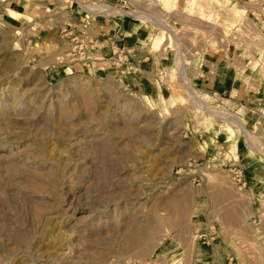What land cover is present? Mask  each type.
I'll return each mask as SVG.
<instances>
[{"label":"rangeland","instance_id":"374dc122","mask_svg":"<svg viewBox=\"0 0 264 264\" xmlns=\"http://www.w3.org/2000/svg\"><path fill=\"white\" fill-rule=\"evenodd\" d=\"M46 1L0 12V264H264V194L233 147L240 124L264 152V0H121L150 16L140 73L66 64L54 24L82 10ZM216 58L221 101L200 81Z\"/></svg>","mask_w":264,"mask_h":264},{"label":"built area","instance_id":"2783aa9c","mask_svg":"<svg viewBox=\"0 0 264 264\" xmlns=\"http://www.w3.org/2000/svg\"><path fill=\"white\" fill-rule=\"evenodd\" d=\"M73 2L82 12L77 14L72 10L70 15L64 14L65 16L55 21L54 24L55 27L59 28L61 40H65L62 57H64L65 60L63 59V61L66 64L73 65L94 58L102 63H109V67L118 72L140 73L144 70L146 61L139 54L141 44H127L125 36L119 33L117 29L112 33L102 34L97 28L99 23H104L108 19L122 20L124 18H134L132 20L140 27L134 16L119 10L122 6L121 0L114 3L104 0H90L87 3H83L81 0H73ZM42 4L41 7L45 13L52 12L47 1L46 3L42 2ZM84 4L86 5L84 6ZM88 4H92L93 7H87ZM75 15L78 16V19L73 22ZM220 95L219 98L224 100L223 96L226 95ZM242 175L244 176V169L239 165L236 166L234 177L239 181L243 179ZM241 185L245 186L246 181L242 180Z\"/></svg>","mask_w":264,"mask_h":264},{"label":"crops","instance_id":"0c3cea01","mask_svg":"<svg viewBox=\"0 0 264 264\" xmlns=\"http://www.w3.org/2000/svg\"><path fill=\"white\" fill-rule=\"evenodd\" d=\"M107 2L114 3L116 0H104ZM9 2V3H8ZM26 0H2L0 4V12L3 14V18L7 22H16L21 24V20H26V18L23 15H8L4 11L9 6L10 8L14 9L16 12L20 13L23 12L22 9H24V3ZM73 12H78L74 10ZM78 19V16L75 15L73 18V22H76ZM116 20V19H115ZM104 26L108 27V31L104 30ZM142 26L138 27V25L129 18H124L120 20V24L117 27L115 21L113 19H108L106 22H101L97 25V28L99 29L100 33L106 34L107 32L112 33L114 30L117 29L119 33H121L123 36H125V41L127 44H134L137 43L140 40H137L135 37L141 38L142 36ZM142 39V38H141ZM217 59V60H216ZM212 63L214 66H216L214 69L210 66V61L204 62L202 64V75L200 77L201 83L206 87L211 89L212 91L220 92V94H229L232 92V89L230 88V81H231V68L226 66V62L224 61V58H216ZM219 59V60H218ZM238 96L242 94V88H238ZM216 92V91H215ZM217 93V92H216ZM219 94V93H217ZM251 93L246 90V93H244V97L251 100ZM232 97V96H231ZM244 97H240L239 100L241 101L244 99ZM233 98V97H232ZM242 98V99H241ZM235 100V99H234ZM237 101V100H236ZM254 123H257L254 122ZM224 135L225 132L227 133L228 139H230V132L223 130ZM228 140V141H229ZM244 141V140H243ZM248 143V141H244ZM236 151L237 155L239 157V163L241 167L244 169V178H246L248 185L252 187L253 189H256L259 193L264 194V152L261 151L260 147H257L254 151L251 147L247 148L248 151L244 150V146L241 143V140L236 141ZM263 157V158H262ZM249 187V188H250ZM227 263V262H226ZM225 263V264H226ZM227 264H231V260L228 261Z\"/></svg>","mask_w":264,"mask_h":264},{"label":"bare ground","instance_id":"6f19581e","mask_svg":"<svg viewBox=\"0 0 264 264\" xmlns=\"http://www.w3.org/2000/svg\"><path fill=\"white\" fill-rule=\"evenodd\" d=\"M132 4H135L134 2L132 3ZM85 6V5H84ZM91 6L92 5H89L88 4V6L87 7H89V8H91ZM86 7V8H87ZM93 7V6H92ZM145 9H147L146 7H145ZM124 12H126V13H128L127 11H125L124 10ZM130 14H132L134 17L136 16L137 17V19L139 20V22L140 23H142V24H144V20L146 19V20H148V17H150L148 14H146L145 12H141V11H137V9H135V11L134 10H132L131 12H130ZM152 21H153V19H152ZM156 22V21H155ZM158 22V21H157ZM160 22H161V20H160ZM159 24V23H158ZM163 24V23H162ZM154 27V26H153ZM152 31V30H151ZM201 90H202V88H200ZM204 91V90H203ZM204 94H206L207 96L208 95H211V96H215V97H217L218 98V101H220L221 100V98H219L218 96L220 95V94H217L215 91H211V90H209V91H206ZM198 100V99H197ZM199 101V100H198ZM201 106V108L202 109H204V110H206V111H208V112H210V113H212L213 114V110L211 111V110H209L210 109V107L209 106H202V105H200ZM225 109H227V107H224ZM222 111L223 109H221V108H219L218 109V111ZM200 112V111H199ZM227 112V111H226ZM224 115H225V117L223 118L222 116H221V118H223V119H225L226 118V116L227 117H229V115H226V113L224 112ZM216 117H219V116H217L216 115ZM235 119V118H234ZM239 127H240V129L242 130V132H244V134L242 135L243 137H244V139H245V141H249L247 144H248V147L250 148H252L254 151L256 150V148L253 146V144L251 143V140H250V138L246 135L247 134V129L246 128H244L242 125H240L239 124ZM233 147H234V150L236 149V145L235 144H233ZM243 176V175H242Z\"/></svg>","mask_w":264,"mask_h":264}]
</instances>
